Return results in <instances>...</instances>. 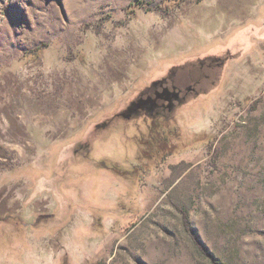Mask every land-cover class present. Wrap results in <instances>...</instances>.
<instances>
[{
  "label": "rangeland",
  "instance_id": "1",
  "mask_svg": "<svg viewBox=\"0 0 264 264\" xmlns=\"http://www.w3.org/2000/svg\"><path fill=\"white\" fill-rule=\"evenodd\" d=\"M97 263L264 264V0H0V264Z\"/></svg>",
  "mask_w": 264,
  "mask_h": 264
},
{
  "label": "trees",
  "instance_id": "2",
  "mask_svg": "<svg viewBox=\"0 0 264 264\" xmlns=\"http://www.w3.org/2000/svg\"><path fill=\"white\" fill-rule=\"evenodd\" d=\"M159 127H160V125L157 123V121L152 120L151 123L147 125V130H148V133H147L148 136H147V138L144 139V140L143 139L139 140L141 142V146L143 148L142 150H144L145 152H147V156L144 155V158H151V157H153L151 150H154V147L157 145V142L160 139V136L159 135H161L160 134L161 131H160V129H158ZM165 137H166V139H168L167 136H165ZM164 143H166V142L164 141ZM172 154H173V152L172 153H169V154H166V156H169V155H172ZM159 157L162 160L165 159V157L157 155V159ZM183 220H184L185 225H186L188 220H187V217H186V214L185 213H183ZM199 247L201 248V250H202L203 253L209 255V253H207L206 250L201 245ZM97 264H101V263H97Z\"/></svg>",
  "mask_w": 264,
  "mask_h": 264
},
{
  "label": "flooded vegetation",
  "instance_id": "3",
  "mask_svg": "<svg viewBox=\"0 0 264 264\" xmlns=\"http://www.w3.org/2000/svg\"><path fill=\"white\" fill-rule=\"evenodd\" d=\"M157 95H159V96H160V93H158Z\"/></svg>",
  "mask_w": 264,
  "mask_h": 264
}]
</instances>
